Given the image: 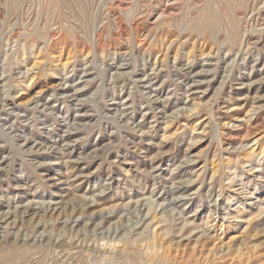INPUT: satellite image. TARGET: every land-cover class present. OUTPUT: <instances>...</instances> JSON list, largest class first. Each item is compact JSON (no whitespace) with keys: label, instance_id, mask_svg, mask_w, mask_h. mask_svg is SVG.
Returning <instances> with one entry per match:
<instances>
[{"label":"rangeland","instance_id":"obj_1","mask_svg":"<svg viewBox=\"0 0 264 264\" xmlns=\"http://www.w3.org/2000/svg\"><path fill=\"white\" fill-rule=\"evenodd\" d=\"M200 1L0 0L11 264H139L165 227L186 264H264V0L241 42L197 31Z\"/></svg>","mask_w":264,"mask_h":264},{"label":"bare ground","instance_id":"obj_2","mask_svg":"<svg viewBox=\"0 0 264 264\" xmlns=\"http://www.w3.org/2000/svg\"><path fill=\"white\" fill-rule=\"evenodd\" d=\"M188 1L190 2V0H188ZM201 1L203 2V5H201V7H199L196 10L197 11L196 15L191 16L192 18L189 16L190 20L198 21L199 25L197 27V31L200 30L202 33H207L208 38L211 37L212 40L216 41L217 40L216 37H220L219 36L220 31L222 30V28H224V30L227 31V36L230 40H233L234 42H241V40L242 39L244 40V38H245V41H247L248 35H246L245 32H244V34L241 32V22H240V19L237 18L238 17L237 11H238V9H240L241 7H244L246 5V0H201ZM184 2H185V0H184ZM214 4L217 5L216 9L213 8ZM255 10H256V7H255ZM243 20H244V18H243ZM43 32H44V30L42 31V33ZM225 36H226V34H225ZM225 36H224V38H226ZM245 41H243V42H245ZM228 42H229V40H228ZM27 46L31 49L33 48L32 44H31V47L29 44ZM188 58H189V56H188ZM190 230H193V229L191 228ZM181 231H182V227L180 228V230L178 232H181ZM189 232H190L189 230H184L181 233V236H186L187 234H189ZM262 232H263V230H262ZM175 233L176 232L173 230V228L165 227L163 229V233H161V234L156 233L155 237H153L152 239H150L148 236H143L140 239H138L136 242H132V244L136 246V249L138 247L137 251L139 250V247H142V246H143L142 248H146V251L148 250L147 251L148 253L145 252V253H147L146 258L143 259L141 262H139V264H186L187 261L184 260L183 255L180 257L181 259L179 260L175 255H173L170 252V249H167L168 246L166 247L165 250L163 249L164 236L174 235ZM250 235H251V233H250ZM123 246H126V243H124ZM123 248H125V247H123ZM136 249H134V250H136ZM141 250H144V249H141ZM254 250L255 249H253L252 251H254ZM158 251H160V252H158ZM252 251L250 250V253H248V254H250V256L253 253ZM246 252H249V251L247 250ZM255 252H256V250H255ZM240 253H239V255H240ZM245 253L243 252L242 254L246 255L247 253L246 254ZM25 254H26L25 247L22 248V245H19V243L18 244L17 243H11V244H5V245L0 246V262L3 261L4 263L11 264V263H14L16 260L24 259ZM253 255H254V253H253ZM254 257H255V255H254ZM241 258H244V259H241ZM241 258L239 257V259H241V260L247 259L245 257H241ZM256 258H258V257H255V260L258 261ZM248 260H247V262L250 261V260L249 261ZM23 261L24 260H22L21 262H23ZM137 262H138L137 260L129 258L126 261H124L122 264H138ZM191 262H190V264H191ZM250 263H252V261H250ZM15 264H17V263H15ZM239 264H241V263H239ZM243 264H245V263H243ZM252 264H255V263H252ZM258 264H260V263L258 262ZM261 264H263V262Z\"/></svg>","mask_w":264,"mask_h":264}]
</instances>
